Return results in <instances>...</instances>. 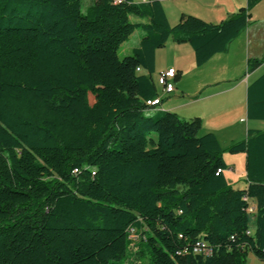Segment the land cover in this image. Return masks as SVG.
Returning <instances> with one entry per match:
<instances>
[{"label":"trees","instance_id":"obj_1","mask_svg":"<svg viewBox=\"0 0 264 264\" xmlns=\"http://www.w3.org/2000/svg\"><path fill=\"white\" fill-rule=\"evenodd\" d=\"M261 1L171 27L158 0L85 12L81 0H0V264H126L131 251L149 264L264 262V131L221 149L198 118L146 105L169 38L201 67ZM246 118L264 121V74L247 87ZM224 153L245 154V188L226 180Z\"/></svg>","mask_w":264,"mask_h":264},{"label":"crops","instance_id":"obj_2","mask_svg":"<svg viewBox=\"0 0 264 264\" xmlns=\"http://www.w3.org/2000/svg\"><path fill=\"white\" fill-rule=\"evenodd\" d=\"M148 1L152 0H142ZM158 1L171 27L184 15L196 16L205 22L218 24L246 6V0ZM92 2L93 0L91 4ZM262 3L264 0L252 11ZM167 10H170V15ZM252 11L250 25L228 45L227 51L214 55L201 67L195 66L193 51L187 43L177 44L169 38L165 46L155 52L154 72L159 75L173 69L177 73L175 80L171 81L175 88L172 93L164 94L162 88L158 84L155 85L157 96L161 98L159 110L175 113L186 121L198 118L201 123L199 134H213L221 149L244 140L248 130H260L258 124H251L246 118L247 87L264 74V63L253 72L247 73L249 60L264 57V42L260 44L262 24H259L255 15L252 17ZM137 21L145 23V20H133ZM137 33L135 31L128 37H137L135 42L129 44L128 53L139 42ZM223 160L227 166L224 176L228 183L236 189L245 188V154L224 153ZM235 165L240 168L238 177L233 176Z\"/></svg>","mask_w":264,"mask_h":264},{"label":"rangeland","instance_id":"obj_3","mask_svg":"<svg viewBox=\"0 0 264 264\" xmlns=\"http://www.w3.org/2000/svg\"><path fill=\"white\" fill-rule=\"evenodd\" d=\"M91 1L92 0H81V11L82 12H85L87 7L89 5H91ZM133 2L134 3H141L142 0H134ZM167 11L169 12V15H170V10H167ZM254 15L257 17L256 20L259 22V24H262V25H260L261 26L260 28L262 30L261 31L262 34H261V43L260 44H263V42H264V40H263L264 39V3H262V5L256 7V10L254 9V11H252V17ZM194 17H196V16H194ZM131 20H137V19L131 17ZM136 32H138L137 34L140 33L139 31H136ZM136 39H137L136 36L128 38L125 41L126 43L118 49L117 55H118L119 59H122L124 56H126L128 54L127 48L129 46V44H132L133 42H135ZM151 77H152V81H153L154 85H156L157 80H158V73L154 72ZM89 100H90V103H92L91 97L89 98ZM249 122L251 124H258L260 126L259 129L261 131H264V121L249 120ZM226 158H229V157H226ZM233 169H234L233 176L238 177L239 172H240V168L237 167V165H235V166H233ZM131 240L133 242H136V236L134 235V233L131 234ZM125 263L126 264H149V261H148V258L143 257V256L131 251V255L125 259ZM247 264H264V262L258 261L257 259H255V257H253L252 255L249 254V256L247 257Z\"/></svg>","mask_w":264,"mask_h":264},{"label":"built area","instance_id":"obj_4","mask_svg":"<svg viewBox=\"0 0 264 264\" xmlns=\"http://www.w3.org/2000/svg\"><path fill=\"white\" fill-rule=\"evenodd\" d=\"M123 0H112L113 4H120ZM177 73L175 70H167L161 72L158 75L157 84L162 88L164 94H170L174 91V85L171 83L172 80H175ZM161 104V98L156 96L153 100L146 102V105L153 108H159Z\"/></svg>","mask_w":264,"mask_h":264}]
</instances>
